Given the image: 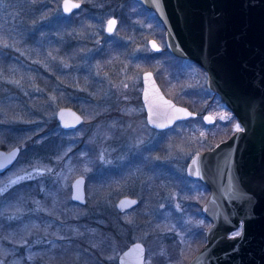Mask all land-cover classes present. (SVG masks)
I'll use <instances>...</instances> for the list:
<instances>
[{
  "label": "rangeland",
  "instance_id": "rangeland-1",
  "mask_svg": "<svg viewBox=\"0 0 264 264\" xmlns=\"http://www.w3.org/2000/svg\"><path fill=\"white\" fill-rule=\"evenodd\" d=\"M57 1L59 2V12L64 15L60 10L61 0ZM76 1L81 3L79 9L84 10L86 8L83 4L87 6L93 4L95 9L88 10L82 17H79L81 13L78 9L72 13L73 16L76 14L77 20L74 18L65 19V23L71 27L69 30L72 31L68 32L69 37L80 44L78 47L73 45L75 46L73 53L66 54L69 56H67L68 58L60 57L58 59L59 75L56 79V88L59 92L50 93L48 101L52 116H55L56 110L61 107L58 105L59 101L75 103L83 110L79 111L83 116V122L66 136L78 140L82 138L85 146L76 153L77 157L66 156L65 154L54 156L55 163L51 166L31 162L24 168H16L4 179H0V192L14 184L13 181H16L15 183L21 181L18 179L19 177H23V180L37 178L36 180L39 181L37 191L39 190V195L45 191V196L35 197L37 203L33 204L35 206L32 207V210L39 214V219L38 217V220L32 219L35 215L30 218L29 228L33 229V223L36 224L39 234L34 232L35 241L40 239L41 243H46L51 239V234L45 227L42 228L41 222L49 218L54 220L58 214L56 215L52 211L50 205H46L50 204L48 202L50 200L47 201L46 198L50 192L49 188L43 185L41 181L45 180L43 178H47L48 187L57 186V188L63 189L61 191H64L75 176L82 175L88 180L85 183L86 197L90 198V201L97 200L94 203L98 204L93 203L92 205H97L102 210L114 215L124 225L118 237H108L110 253L106 258V264H117V257L120 252L136 240L141 241L145 246L144 264H175L173 261H166L170 255H173L168 250V243L171 241L170 246L174 247L173 245L176 244L178 252L181 253L177 262L179 264L183 254L186 257L190 253L191 242L186 241L183 232L177 228L176 220L185 219V222L187 219L190 220L193 213L187 210V204L194 206L192 203H195L196 206V203L199 202L195 193L193 195L188 193V190L191 187H196V185L193 182H185L183 179L186 175L184 172L186 163L194 152L212 143L210 137L224 133L227 128L224 125L226 122L232 121V114L218 98L210 93L212 91L206 88V75L204 70L200 69L201 67L186 61L188 59L178 62L173 60L166 64L167 61L162 60L163 56L159 51L160 54L153 58L152 64H154L155 70L152 72L160 88L167 97L188 107L197 116L186 119L187 122H183L185 120L176 121L163 132H156L148 127L145 122L143 124L145 118L141 104L123 105L116 94L126 93L137 87L138 90L135 93H139L140 96V75L148 69L142 67L140 71L130 72L127 71L125 63L129 61V58L155 53L148 45V40L154 38L147 37L146 34L158 35L159 31H162L160 25L154 20L151 13L141 9L138 4L130 0L128 1L129 4L126 0ZM111 17L116 19V26L112 33L107 34L104 28ZM159 39L154 40L162 49L165 46L164 37L160 36ZM130 42H136V45ZM162 42H164V46ZM0 46L7 47L12 46V44L0 43ZM46 53L42 55L41 53L26 51L21 46L14 48L15 58H18L26 66L35 67L37 64L45 68L49 57L52 56L51 51ZM106 63L108 66L104 67ZM139 63V61L136 62V64ZM161 65L164 66L162 71L160 70ZM158 71L160 72L158 73ZM11 76L6 89L7 95L18 91V96L13 100L24 108L32 109V105H26V103L36 100L38 95L44 93L45 90L36 85L31 76H25L22 73ZM25 78L29 84L26 83L27 81L25 82ZM115 99H119L117 105H113L117 102ZM115 111L119 114L112 113ZM204 113L213 115L215 119L213 124L209 125L203 122L202 115ZM135 114H138L139 119H134ZM16 115L20 118L18 113ZM221 115L225 118L221 119ZM120 121L124 122V128H117ZM236 124L238 123H233L234 130ZM143 127L145 128L142 129ZM114 128L116 130L112 132L111 130ZM185 135L189 139L179 140ZM156 138L162 140L159 143L170 141V145L172 144V156L169 157L171 171L169 173H166L165 169L153 171L151 163H149L152 162L153 155H151V160L149 154L139 153L140 149L147 150V146L153 143ZM61 140L62 137L59 141ZM105 141H120V143L113 145L112 142L106 143ZM136 153L138 154L134 155ZM130 154H133L130 158V164L124 163L122 165L121 162L126 161L131 156ZM145 159L148 161L144 169L143 162ZM109 165L111 170L107 172L103 167ZM156 165L158 166L157 163ZM93 166L95 171L92 169ZM121 166L123 167L121 168ZM176 174L179 177L180 188L173 186L172 176ZM153 181H155V185H152ZM179 183L175 184L178 185ZM122 195L137 197L139 199L138 205L130 210L118 212L115 203ZM66 207L68 206L66 205ZM69 207L70 211L75 214L74 206L69 205ZM29 211L31 210L29 209ZM95 213L99 215L97 210L93 212V214ZM139 217L144 218L143 223L140 222ZM196 220L197 224L202 226L203 219L198 218ZM65 234L60 233L55 239L63 238ZM165 235H173L174 238L170 237V241ZM100 240L97 238L96 241ZM23 243L27 247V254H29L30 246L27 241ZM69 255L72 258L71 261L67 255L65 261L59 264H84L78 263L76 260L80 251L72 254L70 252ZM43 258L44 256L41 255L42 260ZM0 261H2L1 257ZM32 261L29 256L28 262L32 264ZM0 264L2 263L0 262Z\"/></svg>",
  "mask_w": 264,
  "mask_h": 264
},
{
  "label": "water",
  "instance_id": "water-1",
  "mask_svg": "<svg viewBox=\"0 0 264 264\" xmlns=\"http://www.w3.org/2000/svg\"><path fill=\"white\" fill-rule=\"evenodd\" d=\"M136 1L162 23L166 49L205 71L206 87L244 129L195 153L185 167L187 177L209 190L200 210L211 222L203 245L186 264H264V0ZM73 4L80 7L79 1L69 0L66 5L61 0V12L69 15L79 8ZM112 20L116 21L111 17L105 25L107 34L112 33L108 31ZM115 26L111 25L113 30ZM148 45L154 52L161 50L154 39ZM140 80L149 127L166 129L176 121L196 117L164 94L151 70H144ZM55 118L64 130L83 122L81 113L70 106L59 107ZM202 120L210 125L215 119L204 113ZM19 152V146L0 148V174L12 166ZM70 199L85 203L83 176L72 180ZM137 204L136 197L123 195L115 207L122 211ZM237 230L242 235L231 238ZM144 255V244L132 241L118 255L117 264H144Z\"/></svg>",
  "mask_w": 264,
  "mask_h": 264
},
{
  "label": "trees",
  "instance_id": "trees-1",
  "mask_svg": "<svg viewBox=\"0 0 264 264\" xmlns=\"http://www.w3.org/2000/svg\"><path fill=\"white\" fill-rule=\"evenodd\" d=\"M128 1L126 0L127 3ZM130 1L138 4L146 12L151 13L154 20L157 21L162 29L158 35L146 34V36L158 40H160V36L163 38V25L154 12L145 9L135 0ZM58 5L59 2L57 0H0V43L12 44V46L7 47L0 46V148L9 149L13 145H18L21 149L13 165L0 174V179H4L7 174L16 168L28 166L31 162H35L38 165L44 164L51 166V164L53 165L55 163L54 156H63L65 154L66 156L77 157L76 153L85 146L82 138L79 140L76 138H67L66 135L73 132V130L61 129L55 116H52L50 113L51 106L48 101L50 93L59 92L58 88H56V79L59 75L57 61L60 57L68 58V55L74 51L73 47H78L80 44L69 37L68 32L71 31L69 30L71 27L65 23V19L74 18V20H77L78 18H75L76 14L74 16L72 14L69 17L61 15ZM83 6L86 7L84 8L85 11L82 8L79 9L78 11L81 13L79 17L84 16L88 10L95 9L93 4H89V6L83 4ZM130 43L136 45V42ZM20 46L26 51L41 53L42 55L44 53L47 54V51H51L52 56L49 57L46 63L47 66L44 68L36 64L33 67L21 63L14 56V48ZM160 51L161 56H163L162 60L167 61L166 64L173 60L177 62L184 60L172 55L165 46ZM67 53L68 57L66 56ZM160 53L155 52L153 55L141 54L140 56L129 58V61L125 63L127 71H140L142 67L151 71L155 70L153 67L154 64H152L153 58ZM137 61L140 63L136 64ZM186 61L191 62L190 60ZM107 66L106 63L104 67ZM163 68L164 66L161 65L160 70L162 71ZM17 73L31 76L34 83L45 90L41 95L37 94L38 98L36 100L28 102V104L26 103V105H32V109L28 107L24 108V106L22 107V105L17 104L13 100L18 96V91L7 95L8 80L11 79L12 74ZM24 80L25 82L27 81L26 78ZM28 82L26 83L29 84ZM137 90V87H135L126 93H117L116 97L123 102V105H136L138 103L142 105L139 93H135ZM210 93L218 98L215 93ZM119 99H115L117 102L113 105H117ZM218 100L220 101L219 98ZM58 105L70 106L77 111H83L72 102L59 101ZM16 113L19 114L20 118L17 117ZM112 113L119 114L116 111ZM133 117L134 119H139L138 114H135ZM183 122H187V120ZM234 122H236V119L232 115V121L226 122L224 125L227 126L224 133L210 137L212 143L220 141L230 135L234 131ZM118 124L117 128H124L125 126L123 121H120ZM115 130L116 128L111 131L115 132ZM187 135L182 136L179 140L184 141L189 139ZM61 137L62 140L59 141ZM143 165L146 166L147 162H143ZM92 169L95 171L94 166ZM178 178L177 174L172 176L173 186L180 188L181 184ZM36 179L21 180L0 192V211L3 213L0 216V257L2 258L0 262L2 264H31L28 262L30 256L33 260L32 264H43V262L44 264H59L65 261L67 255L68 259L70 261L72 260L69 255L70 252L72 254L73 252L80 251V255L76 259L78 263L106 264V258L110 253L108 237H118L124 225L114 215L102 210L99 206L92 205L97 200L90 201V198L86 197V204L73 202L69 195V184L67 189L65 187L64 191H61L63 189L57 188V186L48 187L49 182L47 178H43L45 180L41 181L43 185L49 188L50 192L46 195L47 201L50 200L48 201L50 204L46 205H50L52 211L56 215L58 214V216L54 220L49 218L41 222L42 228L44 229L45 227L48 233L51 234V239L46 243H41L40 239L35 241L34 232L39 234V229L36 228L37 225L34 223V227L31 229L29 228V224L31 221L30 218L35 215L32 219H37V217L39 219V214H36L32 210V207L35 206L33 204L37 203L36 196H45V191L39 195L40 192L39 190L37 191L39 181ZM183 179H185V182H193L196 185V187H191L188 193L191 195L195 193L199 202L196 203V206L195 203H192L194 206L187 204V210L193 213L190 220L187 219L186 222L184 221L185 219L176 220L177 228L183 232L186 241L191 242L190 253L186 257L183 254L182 261L179 264H186L202 246L204 243L205 229L210 224V221L200 210L201 205L208 196V189L200 181L190 179L186 175H184ZM86 182H88L87 178ZM154 183L155 181L152 182V185H155ZM175 183L179 184L176 185ZM66 205L68 207L69 205L74 206L76 213L73 214L70 211V207L68 208ZM96 210L99 212V215L96 213L93 214ZM115 213L117 214L116 211ZM198 218L203 219L202 226L197 224L196 219ZM138 219L143 223L144 218L139 217ZM60 233H66L65 237L55 239ZM170 237L174 238L173 235H167V240L171 241ZM97 238L101 240L97 242ZM24 241H27L30 246L29 254H27V247L23 243ZM171 242L168 243V250L173 255H170L166 261H173L177 264L181 253L178 252L176 244L173 245L174 247L170 246ZM61 249L64 250L62 251ZM41 255L44 256L43 260L41 259Z\"/></svg>",
  "mask_w": 264,
  "mask_h": 264
},
{
  "label": "flooded vegetation",
  "instance_id": "flooded-vegetation-1",
  "mask_svg": "<svg viewBox=\"0 0 264 264\" xmlns=\"http://www.w3.org/2000/svg\"><path fill=\"white\" fill-rule=\"evenodd\" d=\"M61 2V1H60ZM80 3V2H79ZM80 7H81V3H80ZM79 7V8H80ZM78 8V9H79ZM78 9L74 10L73 12H76ZM71 12V14L73 13ZM70 15V14H69ZM68 16V15H66ZM141 93V91H140ZM141 100V98H140ZM142 102V101H141ZM112 108H115V107H112ZM122 108V107H121ZM141 108L143 109V112H144V118H145V122H146V110L144 108V104L142 102V105H141ZM148 126V125H147ZM149 127V126H148ZM151 128V127H150ZM170 128V127H169ZM152 130L154 131H158V132H163L165 130H167L168 128L166 129H161V130H157V129H154V128H151ZM146 141H152L151 139H145ZM97 141V139H96ZM159 141H162V140H159V139H154V142L153 143H150L148 146H147V150H141L140 149V152L139 153H147L149 154L150 156L153 155V160H152V156H151V160L152 162H149L151 163V168H153L152 170L155 171V169H158V170H166V173H169L171 170H170V161H169V157L172 156L171 154V151H172V144L170 145V141H164V143H159ZM106 143H111V144H117L119 145L120 141H105ZM219 142V141H217ZM217 142H214V143H211L209 146L207 147H201L197 152H194L195 153H198V152H202L206 149H209L211 148L212 146H214ZM166 144V145H165ZM164 145H165V148H164ZM164 148V149H163ZM138 153L134 154V155H137ZM193 154V155H194ZM131 156L126 160V161H122V165L124 163H127L128 165L130 164V158L133 156V154H130ZM191 158V157H190ZM155 160V161H154ZM148 159H145V162H147ZM189 161V160H188ZM172 162V161H171ZM156 163L158 164V166L156 165ZM153 164V165H152ZM187 164V163H186ZM147 166V165H146ZM146 166H144V169L146 168ZM154 166V167H153ZM123 166H121L122 168ZM103 169L107 172H109L111 170L110 168V165L107 166V167H103ZM185 172V171H184ZM84 177V176H83ZM85 179V183H86V178L84 177ZM209 194V193H208ZM123 196V195H122ZM130 196V195H129ZM85 197H86V191H85ZM121 197V196H120ZM133 197V196H132ZM135 197V196H134ZM137 198V197H136ZM138 199V198H137ZM138 203H139V199H138ZM86 204V202H85ZM94 204H98V203H94ZM138 205V204H137ZM136 205V206H137ZM97 206V205H96ZM135 206V207H136ZM116 208V207H115ZM134 208V207H133ZM117 211H119L117 208H116ZM127 210H130V209H127ZM122 211H125V210H122ZM118 258V257H117Z\"/></svg>",
  "mask_w": 264,
  "mask_h": 264
},
{
  "label": "snow or ice",
  "instance_id": "snow-or-ice-1",
  "mask_svg": "<svg viewBox=\"0 0 264 264\" xmlns=\"http://www.w3.org/2000/svg\"><path fill=\"white\" fill-rule=\"evenodd\" d=\"M69 2V0H65V4L67 5V3ZM73 7H79V5L78 4H73L72 5ZM65 11L67 12V11H69V9H68V7L67 6H65ZM116 23V21L115 20H112V21H109V28H108V31L109 32H112V27H111V25H114ZM155 46V45H154ZM150 75V74H149ZM167 103V102H166ZM171 106V105H170ZM221 119H224L225 117L223 116V115H221V117H220ZM205 119L207 120L208 119V117H205ZM161 127H163L162 125H161ZM235 130L237 131V132H242L244 129L241 127V125L240 124H236L235 125ZM19 180H23L24 178L23 177H19L18 178ZM16 181H13V183H15ZM133 203H135V202H133ZM3 215V213H2V211H0V216H2ZM242 235V231H236L234 234H232V236H231V238H233V239H235L236 237H239V236H241Z\"/></svg>",
  "mask_w": 264,
  "mask_h": 264
}]
</instances>
